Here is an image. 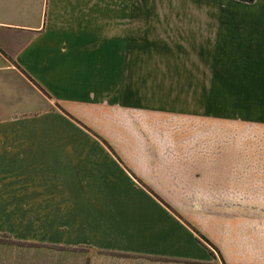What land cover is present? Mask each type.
<instances>
[{"label": "crops", "instance_id": "crops-1", "mask_svg": "<svg viewBox=\"0 0 264 264\" xmlns=\"http://www.w3.org/2000/svg\"><path fill=\"white\" fill-rule=\"evenodd\" d=\"M136 5L0 0V232L130 260L220 264L157 199L166 196L149 170L133 168L77 112L120 107ZM220 250L224 264H264V254Z\"/></svg>", "mask_w": 264, "mask_h": 264}, {"label": "rangeland", "instance_id": "rangeland-1", "mask_svg": "<svg viewBox=\"0 0 264 264\" xmlns=\"http://www.w3.org/2000/svg\"><path fill=\"white\" fill-rule=\"evenodd\" d=\"M136 3V58L122 55L130 68L121 70L120 107L81 109L80 119L149 170L166 196L157 199L220 264L224 246L264 254V0ZM16 234L0 232V264H177Z\"/></svg>", "mask_w": 264, "mask_h": 264}, {"label": "trees", "instance_id": "trees-1", "mask_svg": "<svg viewBox=\"0 0 264 264\" xmlns=\"http://www.w3.org/2000/svg\"><path fill=\"white\" fill-rule=\"evenodd\" d=\"M238 1L244 2V3H250V4L254 2V0H238ZM211 256L214 257L213 253H211Z\"/></svg>", "mask_w": 264, "mask_h": 264}]
</instances>
